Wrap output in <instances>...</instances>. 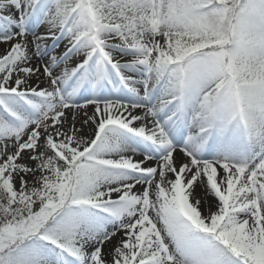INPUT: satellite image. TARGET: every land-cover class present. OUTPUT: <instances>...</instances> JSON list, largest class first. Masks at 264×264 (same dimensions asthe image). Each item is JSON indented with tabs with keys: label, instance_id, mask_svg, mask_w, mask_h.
Wrapping results in <instances>:
<instances>
[{
	"label": "snow or ice",
	"instance_id": "snow-or-ice-1",
	"mask_svg": "<svg viewBox=\"0 0 264 264\" xmlns=\"http://www.w3.org/2000/svg\"><path fill=\"white\" fill-rule=\"evenodd\" d=\"M0 264H264V0H0Z\"/></svg>",
	"mask_w": 264,
	"mask_h": 264
}]
</instances>
